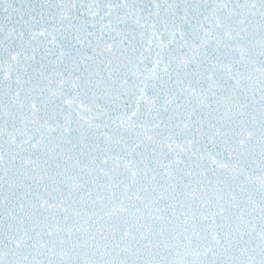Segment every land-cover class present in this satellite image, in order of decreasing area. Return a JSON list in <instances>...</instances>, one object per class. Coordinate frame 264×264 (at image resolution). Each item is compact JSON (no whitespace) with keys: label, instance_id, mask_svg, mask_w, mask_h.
<instances>
[{"label":"snow or ice","instance_id":"obj_1","mask_svg":"<svg viewBox=\"0 0 264 264\" xmlns=\"http://www.w3.org/2000/svg\"><path fill=\"white\" fill-rule=\"evenodd\" d=\"M0 264H264V0H0Z\"/></svg>","mask_w":264,"mask_h":264}]
</instances>
